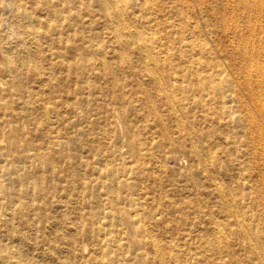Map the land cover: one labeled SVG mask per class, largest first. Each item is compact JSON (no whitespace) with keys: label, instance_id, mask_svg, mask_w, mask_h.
Instances as JSON below:
<instances>
[{"label":"rangeland","instance_id":"obj_1","mask_svg":"<svg viewBox=\"0 0 264 264\" xmlns=\"http://www.w3.org/2000/svg\"><path fill=\"white\" fill-rule=\"evenodd\" d=\"M2 1L0 37L19 48L22 33L33 51L24 81L29 104L24 142L14 135L21 119L15 118L10 129H0V137L7 131L15 136L13 150L27 147L25 162L14 152L10 165L0 164V240L13 230V238H5L4 244L22 252L29 264H54L47 252L64 264H159L155 245L164 249L161 263L190 264V253L202 257L201 247L216 238L215 223L236 247L243 239L234 212L227 211L229 203L214 191L216 179L234 197L231 207L246 214L250 231L261 235L264 246V117L254 104L264 102V92H259L264 91V77L254 68H264V0H126V22L138 25L152 44L147 53L157 60L158 80L144 67L147 53L136 49L138 36L124 32L114 41L98 1L75 0L70 32L73 75L68 74L65 56L63 68L50 67L60 56L44 42L55 35L42 39V53L35 57L33 41L24 34L32 26L46 30L37 19L48 13L44 1L15 0L18 9L35 14L31 22L15 17ZM245 49L259 55L244 56ZM2 68L0 55V75L6 79ZM222 77L232 88L223 90L224 101L208 103L200 87ZM153 81H161L171 94L173 85H180L182 91L175 95L185 103L186 113L180 117L186 131L155 94ZM246 81H251L250 87ZM226 104L240 122H230ZM9 105V110L2 109ZM3 112H21L5 84L0 85ZM194 149H210L213 160L207 158V167L194 157ZM39 155L48 156L49 172ZM113 195L124 203L117 204ZM114 215L120 221L106 220ZM131 217L139 224L130 222ZM106 232L112 234L110 242L105 241Z\"/></svg>","mask_w":264,"mask_h":264},{"label":"bare ground","instance_id":"obj_2","mask_svg":"<svg viewBox=\"0 0 264 264\" xmlns=\"http://www.w3.org/2000/svg\"><path fill=\"white\" fill-rule=\"evenodd\" d=\"M5 1L7 3H5L6 6L4 5L5 6L4 9H8V8L11 9V12L14 14L15 17L26 18V19L29 20V22H31L30 21L31 19H35V14H32L29 11H26L27 9H24V10L18 9V7L16 6V1L15 0H5ZM43 1L44 2L42 3V6H44L45 13L46 12H48V13L46 14V16H43V17H40L39 16L40 18H37V19L40 20V23L39 24H42V23H45L46 24V26H44V28L46 29L44 31V33L41 32L42 29L39 30L41 27L38 29L35 26H32L31 29H29L26 32L24 30H22V32L24 31V34H26V37H28V39H31L33 41L34 48H36L35 51H34V53H35L34 56L35 55H38L39 56V53L41 52V50L43 48L42 47L43 46L42 39L43 38H47V36L55 35L56 38H48L47 39V42L46 41L44 42L50 48V50L52 51V54L55 53L56 50H57V52L59 53L57 57L60 56L59 57L60 59H58V62L57 63H52L51 62V66L50 67L53 68V69L63 68L62 66L65 63V60H63L62 57L65 56L66 57V60H67V64L69 65V68H70V70H68L69 71L68 74L69 75H73V64H72L73 61H72V56L70 55V53L73 51V46H72L73 35L70 32L72 30V27L74 26V21H75V19H74V12H73V8H74V5H75V0H57V1H55V0H43ZM96 1H98L100 3V7H101V10H102V13L107 18L106 25H107L108 30L111 31V33H113L114 41H119L120 39L123 38L124 32H128L130 35H135L136 37L138 36L137 40L135 41V47H136V49L138 51H140V52H146L147 53V51L150 49V47H152V44L146 41V37H144L143 31L140 29V27L138 25H133L130 22H126V17H125V15H127L126 14L127 7H126V4H125L126 0H96ZM250 6H251V4H250ZM258 7H260V6H258ZM258 13H260V12L258 11ZM50 15H51V18L49 20L48 19L49 18L48 16H50ZM108 18H109V20H108ZM52 20H54L55 22H50ZM63 22L66 23L65 26L62 25ZM252 23H253V21H252ZM146 24H149V22H147ZM144 26H145V28L148 29V26H146V25H144ZM21 34L22 33H20V36L18 37L19 40H18V44L17 45H18L19 48H14V45L7 44L6 43L7 42L6 39H4L3 37H0V55L2 57V62H3L2 71L5 72V73H7V77H8V78L5 79L2 75H0V85L5 84L8 87V93H9V95L12 96V98H14V96H16V98L18 99V105H20V107H21V112L20 113H15V112L14 113H9V114H5V112L0 113V129H2V130H5L6 128H9L10 129L12 127V123L14 122V119L15 118L21 119L20 125H21L22 128L20 127L19 130L16 129L15 130L16 133L14 135H17V137L19 138V140L24 142V133H26L24 131V128H25V124H26L25 121H26V118H27V110H28V105H29L28 104V97L25 94V90H26L25 85H26V83H24V81H25V75H26L25 74V71L28 70V67L30 65V62L32 61V59H30V58H31V56L33 54L32 53L33 51L32 52H29L26 39L24 37H21ZM37 41L39 42V44L37 43ZM53 49H54V51H53ZM61 49L64 50V52H65L64 55L61 53ZM251 49H250V51H251ZM153 51H154V49H153ZM100 52L103 54V52L101 50H100ZM15 53H17V54L15 55ZM242 54L244 56H247L249 54V55L253 56V58H254V57H256V56L259 55V51L250 53V52L247 51V49H245V50L242 51ZM148 55H149L148 53H147V55H145V58H147V61H145L144 67H145L146 71L150 75L154 76V79L158 80L157 77L155 76L156 74L154 73L155 67H156V64H157L156 63L157 60H155V57H154V59H150ZM249 55L247 57H249ZM251 56H250V59L252 60L253 58H251ZM126 58H127V56H126ZM260 58H261V56H260ZM35 62H37V61H35ZM126 62H127V60H126ZM122 63H124V62L122 61ZM74 64H75V62H74ZM127 64H129V63H127ZM249 65H250V62H249ZM249 65H248V68H249ZM254 66L251 65L250 67H252V68L254 67L255 68L256 75H258L260 77H264V68L261 65H259V64L254 65ZM33 67H34V65H33ZM248 70H250V69H248ZM245 71H247V70H245ZM157 72H159V71H157ZM249 75H251V74H249ZM179 77H181V76H179ZM258 80H260V79H258ZM153 82H154V84L156 86L155 87V94L160 98V100H163V102H165L168 106H170V108H172V110H171V116L177 121V123H182L181 126L183 127V130L186 131V126H185V124H183L184 121H182V119L180 117V113L182 115H183V113L184 114L186 113L185 103L184 102H181L180 100H178L177 96L175 95V91H182L180 85L179 86L178 85H173V88L172 89H173L174 92L171 91L172 92V94H171L170 92H168L169 90L166 89V86L164 87L162 85V82L161 81H153ZM239 82L240 81H238V83ZM250 82L251 81H246V84L249 85L248 87H250ZM262 82H263V80L260 83L261 86H262ZM37 83H38V81H37ZM183 86H185V85H183ZM263 86H264V83H263ZM226 88H232V82H230V81L226 80L224 77H222V78H220L219 81L213 82L212 84L210 83V84H207V85H202L200 87V90L199 91H201V92L204 93V96L207 97L205 99L209 103V102H213V100H215V98H217L219 101L223 100L224 95H225V92L223 90L226 89ZM216 89H218V91H216ZM247 89L249 90V88H247ZM184 90H185V87H184ZM237 92H239V91H237ZM242 92H243V89H242ZM259 92L260 93H263L264 91H262V92L259 91ZM146 97H148L149 100H150V96L149 95L146 94ZM249 97H251V96H249ZM230 98L233 100L234 99V96L230 95ZM260 98H262V97H260ZM2 100H3V98H2ZM260 100L258 99V100H256V102L254 100L253 101L255 102L254 104H255L256 109L264 117V102L262 100L261 101ZM150 102L151 101H149L148 103L150 104ZM248 102H247V104H248ZM10 105L9 106H4L2 109L3 110H6V109L9 110L10 109ZM44 110H47V109H44ZM224 110L231 115V117H230L231 118L230 119V122L231 123H237V122H240L241 121V119L239 117H237L236 115H233L232 114L233 111H234V108L232 106H228L226 104L224 106ZM248 114L249 113H247V115ZM156 116H155V118H156ZM251 117H252V115H251ZM49 120H51V119H49ZM250 121H252V120H250ZM257 121H256V124H257ZM161 122H163L162 119H161ZM242 123L244 124V122H242ZM43 124L41 123V125H43ZM250 125H251V123H250ZM45 126H47V125H45ZM162 126H164V125H162ZM40 127H42V126H40ZM257 127H258V125H257ZM34 130H36V128ZM49 130H48V132H49ZM165 132H166V130H165ZM42 134L44 135V132ZM58 138H59V136H58ZM185 138H186V135H185ZM188 138H191L190 137V134H189V137ZM3 142H7V145L2 146V143ZM192 142H194V141L192 140ZM13 145L16 146V139H15V136H12L11 131H7V132L1 133V137H0V164L5 162V165H10V163L12 161H10L9 158L12 157V155H13L14 152L17 153V155H19V158L22 160V162H25L26 157H27V147L26 148L24 147L23 149L21 147H19L18 149L13 150ZM205 146L208 147V145H205ZM194 147H195V145H194ZM208 150H210V149H208ZM208 150L207 151L206 150H203V151L200 152L199 150H197V149L195 150L194 149L192 151L194 157L200 163H202L205 167H207L208 162H209V161H207L208 160L207 158L210 159V157H211L208 154ZM151 153H152V151H151ZM38 159H40V161L43 163V165L46 168V171L49 172V168H48L49 159H48V156H46V155H39L38 156ZM149 161H150V159H149ZM32 163H33V161H32ZM139 165H140V163H139ZM152 165H153V163H152ZM41 171H42V169H41ZM115 175H117V174H115ZM113 177H115V176L113 175ZM215 180L216 179H213V181H214V188H215L214 191L217 193V195H219V197L221 198L222 201H225V202L229 203L228 204L229 205V210H227V211L229 213L234 212V214H232V216H233V218L235 220V223L237 225V234L239 233V236L242 237L243 239L239 243V245H238L239 247H236L234 244H232L231 239H229V237L224 232V230L222 231V229L220 228V226L217 223H215L214 225L217 226L216 227V230L218 229L216 238L214 239V241H212V242L210 241V243H208L207 245H204V246L201 247L202 248V257L196 259L195 257H193V254L190 253V257L188 259V260H192L190 262V264H264V246L262 245V241L260 240L261 235L260 234H257V233H253L252 231H250L251 228L246 223V219H247V217H245L246 214L243 216V215H241V213L237 209L234 210V207H231V206H233L236 203L234 197H231L229 194H227V191H226L227 189L225 188V186L222 185L221 183L215 181ZM262 180H263V178H262ZM122 181H123V179H122ZM109 182L111 183V181H109ZM19 183H21L22 185L25 183V177L24 176H21L20 177ZM128 184L129 183H127V185ZM36 185L39 188H43L39 182H37ZM121 185L124 186V184H121ZM4 187H6V186H4ZM120 188H122V187H120ZM23 189H24V187H23ZM112 197H113V199L115 200V202L117 204H119V203L122 204L125 201L122 197H118L117 195H113ZM200 198H198V201H199ZM59 203H61V202L59 201ZM4 204H5V202H4ZM197 204L199 205V202H197ZM54 205H55V203H54ZM206 207L207 206H205V208ZM112 209H113V207H112ZM202 211H203V209H202ZM0 214H2V213H0ZM7 214L8 213H4V215H7ZM156 214L157 213H155V217H156ZM160 214H161V212H160ZM247 216L251 217V215H247ZM106 220L113 221V223L115 221H120L119 217L118 216H115V215L114 216H111V217H106ZM130 222H132L133 224H139V219L138 218H132L131 217ZM143 223H144V221H143ZM130 231H131V229H130ZM257 231L258 230H256V232ZM12 232H13V230L9 229L8 231H6V235L3 237V239L0 240V264H29L25 260L22 252H19L18 249L12 250V248L9 247L8 244H4L3 243L4 242L3 240L5 238L7 240L10 239V238H13L12 237ZM106 235H108V238H107L108 240H105V241H109L110 242V240H111L110 238H111L112 234L106 232ZM62 239L65 240V244L66 245H71L70 243H68V242H70L69 240L67 241L66 238H62ZM130 239H131V237H130ZM115 240H116V238H115ZM41 241L48 243L50 241V239L42 238ZM152 242H155V241H152ZM46 243L44 245H46ZM50 244L52 245V241L50 242ZM57 245H59V244H57ZM160 247L157 246V245H155V250H154L155 251V256H157V258H158L157 259L158 260L157 262L159 264L161 263L160 260L163 257V254L162 253H163V250H164V249H162ZM47 251H49V250H47ZM46 256H48L50 259H52V261L54 262V264H64V262H59L58 261L60 259L53 252H51V253H48L47 252L46 253ZM127 258H128V256H127ZM90 259H92V258H90ZM28 261H30V260H28ZM99 263L100 264H104L103 263V260L102 261H99ZM161 264H164V263H161Z\"/></svg>","mask_w":264,"mask_h":264}]
</instances>
